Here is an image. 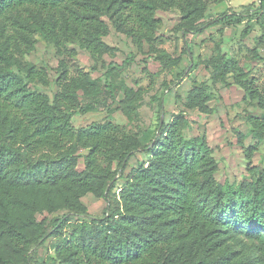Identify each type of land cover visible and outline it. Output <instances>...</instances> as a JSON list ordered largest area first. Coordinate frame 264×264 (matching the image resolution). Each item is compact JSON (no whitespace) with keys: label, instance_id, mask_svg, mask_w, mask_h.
<instances>
[{"label":"trees","instance_id":"obj_1","mask_svg":"<svg viewBox=\"0 0 264 264\" xmlns=\"http://www.w3.org/2000/svg\"><path fill=\"white\" fill-rule=\"evenodd\" d=\"M225 1L0 0V264H38L30 251L49 239L58 264H264V170L255 178L252 169V179L240 184L219 183L206 137L186 138L190 123L182 114L161 123L149 146L141 144L139 133L113 121L81 129L72 122L75 111L87 114L107 106L113 91L80 67L70 43L100 58L113 51L104 41L112 27L141 52L147 47V54L176 66L179 58L154 47L162 27L158 11L179 14L184 35L214 26L222 33L246 17V38L264 21V0H259L261 16L245 7V16L223 14L205 23L209 7ZM34 31L62 58L52 99L34 86L47 85L48 72L24 66L18 57L23 54L19 40L32 48L27 33ZM259 44L264 48V34ZM218 50L211 81L226 83L231 76L244 91L243 102L264 110V79ZM251 53L250 60L264 61L257 49ZM123 94L115 110L130 118L142 93L124 86ZM210 100L195 87L185 108L208 114ZM246 121L257 141L245 151L250 160L264 141V116L249 114ZM244 139L241 134L239 144ZM139 152L151 156L149 163L130 173L116 193V177ZM81 159L85 169L78 171ZM87 194L106 202L101 218L90 217L82 203ZM59 211L66 214L49 222L37 218Z\"/></svg>","mask_w":264,"mask_h":264},{"label":"rangeland","instance_id":"obj_2","mask_svg":"<svg viewBox=\"0 0 264 264\" xmlns=\"http://www.w3.org/2000/svg\"><path fill=\"white\" fill-rule=\"evenodd\" d=\"M258 3L259 0H227L212 5L207 11L204 22L223 14L245 16V7H253L256 15L261 16L263 11L258 10ZM157 17L161 19L162 27L156 33L157 40L154 47L158 53L163 51L172 59L179 58L180 63L176 66H166L155 59L154 55L147 54V47L145 53L141 52L131 39L117 33L112 27L104 41L113 51L100 58H92L76 43L69 44L78 52L80 67L93 79L98 80L102 88L111 85L113 91V98L109 100L107 106L87 114L73 112L74 127L88 128L95 124L113 121L125 126L129 131L139 133L141 144L149 146L154 145L161 123L170 124L174 117L182 114L190 123V127L184 131L186 138L206 137L213 157L218 163L215 178L219 183L240 184L250 181L252 169L257 170L255 178L258 177L264 170V141L260 142L252 159H247L246 149L254 146L257 141L246 117L249 114L255 117L264 116V110H261L256 103L247 105L243 102L244 91L234 83L231 76L226 78V83L214 84L211 81V62L217 56L220 46L225 58L241 61L244 69L249 71L252 77L262 81L264 61L250 60V58L252 49H257L264 58V48L259 44L264 34V21L255 24L253 32L245 38L242 36V31L247 21L246 17L240 19L241 23H238V20L229 23L222 29V33L219 32L221 26H214L199 35H184L178 29L181 16L177 13L158 11ZM30 30L33 31V28ZM27 34L34 44L29 49L19 40L18 51L23 54L18 57L24 66L33 64L48 72L49 83L34 86L52 99L58 92L56 82L60 76L59 63L62 58L54 44L39 37L35 31ZM1 40H4V37H1ZM124 86L142 93L141 101L137 102L136 112L130 118L124 116L121 111L115 110L124 99ZM195 87H200L211 95L208 114L185 108L186 99ZM241 134L245 136L243 144H239ZM87 153L88 151L83 150L79 152L81 155ZM150 159L151 156L146 152L136 153L123 173L116 177L118 181L116 193L127 184L130 173L147 166ZM113 168L117 169V165L114 164ZM77 169L78 171L85 169L82 159ZM82 203L92 218H101L107 206L104 200L97 199L92 194L85 195ZM65 214V211L53 214L43 212L37 214V218L49 222ZM77 220L87 221L89 218H73V221ZM52 243L54 240L49 239L43 246L35 249L36 251H30L34 253L38 264H58L54 260Z\"/></svg>","mask_w":264,"mask_h":264}]
</instances>
